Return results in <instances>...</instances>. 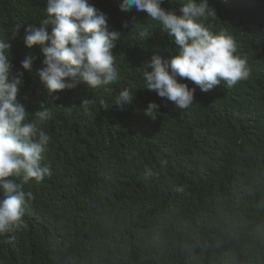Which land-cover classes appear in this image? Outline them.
<instances>
[{"label":"trees","instance_id":"1","mask_svg":"<svg viewBox=\"0 0 264 264\" xmlns=\"http://www.w3.org/2000/svg\"><path fill=\"white\" fill-rule=\"evenodd\" d=\"M121 2L89 0L120 33L113 49L119 83L49 93L38 75L40 46L25 45V29L46 17L47 0H0L11 71L24 72L17 99L29 120L41 103L52 112L41 125L51 137L42 163L52 175L24 185L33 199L23 226L0 236V264H225L234 245L213 244L216 208L231 210L245 238L264 225V0H209L217 16L205 23L235 38L250 76L207 92L184 80L195 89L184 110L144 88L140 70L154 53L177 54V46L145 11H123ZM162 7L180 14L182 5L164 0ZM29 56L26 71L21 61ZM125 87L133 88L125 110H101L100 98ZM87 98L95 103L82 105ZM150 102L160 106L155 119L144 112ZM182 234L198 237L191 254L173 242ZM253 264H264V244Z\"/></svg>","mask_w":264,"mask_h":264},{"label":"clouds","instance_id":"2","mask_svg":"<svg viewBox=\"0 0 264 264\" xmlns=\"http://www.w3.org/2000/svg\"><path fill=\"white\" fill-rule=\"evenodd\" d=\"M163 2L122 0L120 4L123 11L133 7L145 11L178 48L177 54L168 57L154 53L149 63L140 67L144 88L184 110L195 101V89L184 80L207 92L222 84L231 88L249 78L247 58L238 54L235 38L223 31L214 33L205 23L209 17L217 16L209 0H180V14L162 7ZM38 24H29L25 29V45L40 46L44 59L38 75L49 93L71 90L80 83L88 89L119 83L113 49L120 33L109 30L107 15L89 0H47L46 17ZM49 26L51 33L47 30ZM140 35L145 38L149 34L144 29ZM10 47L0 37V236L24 224L27 206L33 199L32 192H26L24 185L33 178L41 182L52 175L51 168L42 163L51 137L41 127L52 117V112L41 103L35 118L29 120L25 105L17 99L24 86V72L12 73ZM33 61V57H26L21 61L22 69L31 71ZM132 89L122 88L110 100L100 98L101 110L113 105L125 110L132 101ZM90 102L95 103L87 98L81 104ZM159 107L156 102H150L145 115L155 119L152 114L159 112ZM166 163L161 162V166ZM147 171L152 174L151 169ZM216 223L214 246L234 245L231 257L225 256V264H253L257 244H264V225L257 226L245 238L225 205L216 208ZM173 242L191 254L198 237L182 234Z\"/></svg>","mask_w":264,"mask_h":264},{"label":"bare ground","instance_id":"3","mask_svg":"<svg viewBox=\"0 0 264 264\" xmlns=\"http://www.w3.org/2000/svg\"><path fill=\"white\" fill-rule=\"evenodd\" d=\"M83 92V91H82Z\"/></svg>","mask_w":264,"mask_h":264}]
</instances>
